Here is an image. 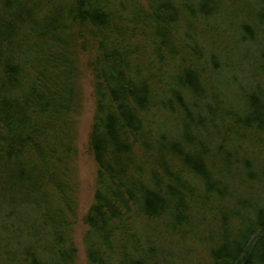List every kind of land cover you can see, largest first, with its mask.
<instances>
[{
  "label": "trees",
  "instance_id": "obj_1",
  "mask_svg": "<svg viewBox=\"0 0 264 264\" xmlns=\"http://www.w3.org/2000/svg\"><path fill=\"white\" fill-rule=\"evenodd\" d=\"M263 50L264 0H0V264L78 262L82 60L85 264H264Z\"/></svg>",
  "mask_w": 264,
  "mask_h": 264
},
{
  "label": "rangeland",
  "instance_id": "obj_2",
  "mask_svg": "<svg viewBox=\"0 0 264 264\" xmlns=\"http://www.w3.org/2000/svg\"><path fill=\"white\" fill-rule=\"evenodd\" d=\"M264 51V50H263ZM262 51V52H263ZM261 52L254 56V60L260 63L258 59ZM81 77L79 80L80 94L79 96L80 108L77 114L74 116L75 132L77 134L76 148L77 153L73 160V177L76 185V199L78 204L77 215L78 220L74 227V238L78 249V262L77 264L86 263V252L84 246V236L86 228L82 222L83 217L93 204L95 193V182L97 174V166L90 151V134L93 125L94 112H95V100L93 97V78L90 71L87 68L86 60H82L80 63ZM256 66V65H255ZM260 66H256L250 71L251 76H256L260 72ZM250 70V68H249ZM234 76L231 75L228 80L232 81ZM244 80V79H243ZM245 84L231 85L234 89L235 101L243 100L245 94L252 91L251 84H246V81H241ZM241 102V101H238ZM242 103V102H241ZM241 103L239 105H241ZM243 104V103H242ZM237 105V104H235ZM177 259L174 264H185V253L181 251L177 254L173 249ZM180 255V256H179Z\"/></svg>",
  "mask_w": 264,
  "mask_h": 264
}]
</instances>
